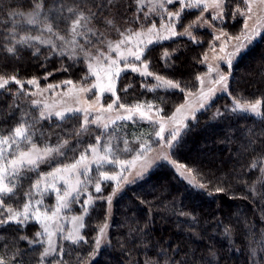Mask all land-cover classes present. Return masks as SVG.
<instances>
[{
  "label": "trees",
  "instance_id": "16d2710c",
  "mask_svg": "<svg viewBox=\"0 0 264 264\" xmlns=\"http://www.w3.org/2000/svg\"><path fill=\"white\" fill-rule=\"evenodd\" d=\"M52 1L44 0L45 8ZM33 5L34 0H0V75L23 79L49 72V79H62L84 73L81 61L57 57L49 50H33L26 43L10 46L5 38L9 18L33 10ZM237 7L245 9L242 0H232L225 9L223 26L219 25L230 34H240L244 24V16L235 15ZM178 8L177 4L173 9ZM200 13L199 8L186 9L181 20L183 28ZM258 33L251 45L231 58L230 66L229 59L223 62L227 92L193 110L192 115L186 110L188 120L185 119L182 128L178 125L175 140L171 132L176 128L162 133V143L169 145L171 160L159 163L117 196L108 242L99 250L95 246L96 235L105 223V198L113 190L112 182L101 180L100 193L90 186L79 196L74 195L76 199L69 198L64 212L83 217L80 235L84 240L58 242V250L52 257L44 259L45 245L42 237L36 235L41 228L31 216L41 207L49 210L55 203L57 192L48 187L52 178L45 177L46 171L74 162L94 143L80 137L83 131L75 117L42 118L34 111L38 105L27 100L25 90L10 84L0 89V135L25 122L31 126V139L37 147L42 148L39 146L42 141L52 143L53 148L63 145L62 154L53 153L22 173L16 182L17 195L4 198V208L22 210V204L29 199L24 193L32 192L28 220L0 225L3 264H264V108L261 115L233 111L236 101L245 104L261 100L264 104V28ZM210 35L206 30L194 31L195 41L179 37L155 44L147 52L149 68L178 82L179 88L163 84L154 87L157 84L154 79L128 74L124 94L162 98L158 102L160 114L171 115L172 109L185 103V94L199 87L197 78L206 72L202 56ZM21 38L22 35L17 40ZM8 47H14L15 53L6 52ZM144 124L154 127L151 123ZM159 142L158 137L153 138V145ZM20 146L29 147L24 141ZM10 150L15 151V145ZM174 164L190 169L191 178H186ZM113 165L116 167L117 163ZM41 177L45 179L38 192L33 185ZM54 183L58 189L65 187L59 178ZM89 195L93 200L85 209L83 202ZM0 212L3 213L0 219L8 215L3 209Z\"/></svg>",
  "mask_w": 264,
  "mask_h": 264
},
{
  "label": "rangeland",
  "instance_id": "374dc122",
  "mask_svg": "<svg viewBox=\"0 0 264 264\" xmlns=\"http://www.w3.org/2000/svg\"><path fill=\"white\" fill-rule=\"evenodd\" d=\"M177 4L179 5V3H174L172 5L165 4V6L161 8L159 7L158 0H143V3H140L139 0H53L46 8L40 11L38 16L30 17L29 14L33 11L30 10L19 14L18 16L13 14V16L9 18V25L7 26V32L5 34L7 37L5 38L10 42V46L17 45V38L20 37V35H22V38L39 37V41L35 39H28L26 42L27 46L34 47L33 50H49L57 54V57H64L66 60H70L72 62L81 61L86 69L84 73L77 74V77L67 76L63 77V80L57 78L49 79V72H44V74L40 73L39 77L31 75L29 78L19 79L23 84L22 90H25L24 94L28 95L27 100L31 103L34 101L37 102L36 104L33 103V105H38V109L34 111L40 116L43 112L44 116H51L57 119H62L54 114L57 111L64 112V118L68 116L75 117V121L80 125V129L83 131L80 137H87L90 141H92V143H94H90V145H97L100 155L104 154V146L109 145L112 148V153L109 155V159L127 162L123 165V167L119 163H117L116 167L115 165L108 163H103L99 166L95 163H90V171L88 172V175L80 176V179L84 181V183L79 186L80 193L83 190L87 191L90 186L95 190L96 182L98 181L101 183L100 181L104 180L100 176L101 172H108L110 175L118 176L122 174L124 177H127L126 181H120L119 186H117L116 180H108V182L113 183V190L109 194V196H111V201L109 202L106 200L105 223L100 227V229H104V232L101 234L99 229L96 235V240L97 238H100L99 247H97L95 241L97 250L107 245L114 201L117 196L126 187L148 175L156 167V165L163 161L171 160L170 148L168 147L169 145L162 143L163 134L160 136L156 134L160 130V124H163L164 132L171 131L174 128L178 129V125L182 128V124H184L186 121L185 119H187L185 117V114H187L186 110H188L192 115L193 110L200 107L201 92L206 94L208 97L205 100L204 105H207L212 101V99L216 98L222 92H227L228 81L226 88H222L220 84L216 83L218 73H222L227 76L223 69V62H225L226 59L233 58L239 54L240 51L248 47V45H251L258 36V32L264 28V5L259 4V0H255L253 3V11L250 14L251 18L246 19V16H244V24L240 34H230L227 30L221 29L219 25H222V21L226 17L225 13L222 19H216L213 21L211 17L216 14L215 10L209 8L208 11L201 12L200 16L203 17V20L198 26L191 28L190 31L192 32V35L194 31L196 32L198 30H206L211 34L208 38L207 49L202 56V61L206 65V72L202 75V77H200L201 79H199L198 89L194 92L185 94V103L180 104V106L177 108L175 107V109H172L174 111L169 116L164 117L160 114V112H157V109H159L158 102L162 98H158L157 96L156 98L152 97L149 99L139 97L134 98L127 95V93L124 94V89L128 82L127 78L130 76H128V74H131V76H135L137 74V77L140 78L150 77L156 81L155 76L158 74H155L149 68L150 62L147 57H142V59L146 58V61L148 62V71L152 72L154 74L153 76H144L139 72H133L131 71V67L124 69V63L121 61L120 67L124 70L121 71L119 78L115 81L116 95L120 98L118 103H122L126 106H135L137 104L144 105L142 109V111L146 113L144 118H141L139 113H136L132 119H117L118 116H127L130 113L125 111V109L119 108L118 105H114L113 109L110 111L101 110V105H103L104 109H106L107 104L112 103L116 99V97L112 96L111 93L104 92L101 94L99 89H95L92 92L79 91V88L90 87L91 84L96 82V77L89 73V63L93 64L94 67L100 71V74L103 77L104 73L101 69L107 67L103 57L111 56L112 59H117V53L112 51L109 48V45H111L112 48H115L116 44L123 40L124 37L129 36L136 31H146L153 22L156 23V27L160 31L161 35L168 36L169 33L166 30L161 29V25H167L169 23L167 20V12L171 11V9H173ZM69 9H71V11H69ZM153 9L155 10L153 11ZM178 9H173L172 12H176ZM81 15L84 19L81 21L80 26L77 27L76 32L74 33L72 31L73 21L78 19ZM206 16L208 17V23L203 22L207 21ZM30 18L34 19L35 23L29 24L27 21ZM196 20L197 18H194L188 25L192 24ZM109 21H111V23H109ZM212 23H214V25ZM245 23L248 25V33L251 34V39L242 43L245 34ZM48 25L52 26L51 32L47 30ZM252 29H255L254 34H252ZM175 30L177 33H182L184 31L182 21L176 24ZM221 33H224L225 35H221ZM121 34H123V36ZM216 36H220V39H215ZM179 37L189 38L187 35H177L175 37H169L168 39H161L158 43L169 42ZM236 37H241V39L237 40ZM148 38L155 40V35L152 37H142L145 41ZM41 41H51V43H43ZM158 43L149 44L147 46L145 56H147V52ZM19 44L20 43H18V46ZM241 44L245 46L235 55L230 57L229 54L236 50L237 45ZM213 46L215 49L214 51ZM222 46L224 49L223 51H221ZM129 48L134 51L136 50L137 43L135 37H133L132 42L129 43L126 41L124 45H121L120 50L124 52L125 55H128L127 50ZM205 56H207L206 60ZM128 59L131 63L135 64L136 67L143 71V66L139 61H135L131 56H129ZM209 68H212L213 71L210 72ZM61 69L62 68H60L58 72ZM85 77H87V80H85ZM33 79L37 81V84L28 83L29 80ZM69 80L73 82L75 88L73 85L64 83ZM102 82L106 83V81ZM9 84L17 85L15 83ZM50 85L52 87H49ZM16 88L21 89L20 85H17ZM97 96L100 97L99 103L96 102ZM77 98H79V103L77 102ZM195 103L199 106H195ZM149 104L152 105L150 110L147 107ZM89 105H92L93 110L90 112L88 119L91 121L99 116L100 120L98 123H89L86 127L84 126L83 112L66 111L69 108H87ZM178 108L181 109L180 112L176 111ZM49 113L52 114L49 115ZM148 117H151V120L153 121L159 122H150ZM144 123H151L154 127ZM104 125H107V127L105 128ZM157 137L160 139V142L158 145H153L155 144L153 143V138ZM42 142V146L39 145L42 147L41 149L45 146L53 148L52 143L45 141ZM13 152L14 150L9 149L6 153L8 158H11ZM141 152L143 153L142 155H140ZM87 155L89 161L94 158L90 151ZM138 156L139 158H137ZM165 157H167V159H165ZM71 162L72 160L68 161L66 164H70ZM57 164H59L58 161ZM62 165H64V163L58 165L57 167H61ZM143 165L147 166L142 169ZM174 166L186 178H191V173L185 167H181L178 164H174ZM57 167L55 166L54 168L47 170L46 173L52 172ZM138 172L140 175H137ZM61 175L66 176V179H69V182L72 185H75V176L69 177L68 174ZM57 183L55 184L56 188H58ZM63 189L61 190L63 191ZM52 191H54L53 193H56L55 190L52 189ZM60 193L61 194L59 195L63 194V192ZM56 194L55 203H53L52 207H49V210H47L48 207L46 208V206H44L43 209L41 207L40 210H38L41 216L40 221L35 218V213L37 211L33 212V215H31L32 219H35L40 225V237H42L45 245L44 251L49 247V244L48 235L43 231V224L46 223L49 226V231L53 233L52 246L55 251L51 252L47 255V257L43 254L44 259L52 257L53 254H56V251L58 250V242L70 241L65 239V237L74 228L73 217H79L69 215L64 212V208H61L53 219L43 220L45 212L48 216H52L53 212H56L58 206V193ZM74 195H76V193H73V196ZM69 203L70 201H68V204ZM80 230L81 229H79V234L81 233Z\"/></svg>",
  "mask_w": 264,
  "mask_h": 264
},
{
  "label": "snow or ice",
  "instance_id": "6c2138e0",
  "mask_svg": "<svg viewBox=\"0 0 264 264\" xmlns=\"http://www.w3.org/2000/svg\"><path fill=\"white\" fill-rule=\"evenodd\" d=\"M140 3H143V0H139ZM255 0H242V3L245 5V9L241 10V8L237 7L235 10V15H242L246 16V19L251 18V13L253 11V3ZM159 7L163 8L165 4L172 5L174 3H179L180 8L176 12L168 11L167 12V25H161V29L166 30L169 35H161L160 31L156 27V23L153 22L150 27L147 28L146 31H136L135 33H132L129 36L124 37L123 40H121L119 43L116 44L115 48H112L111 45H109V48L112 51H115L117 53V59H112L111 56H104L103 60L106 62L107 67L104 69H101L103 71L104 75L103 77L100 74V71L97 70L96 67H94L93 64H88V70L89 73L96 77V82L91 84L90 87H81L79 88L80 92H92L95 89H99L101 94L104 92L111 93L112 96H115L116 99L112 102L107 104L106 109H104L103 105H101V110H112L114 105H118L119 108L125 109L128 113H130L127 116H118L117 119H132L133 116L136 113H139L141 118H144L146 116V113L142 111L144 105L137 104L135 106H126L119 102V96L116 95V84L115 81L119 78L121 71L124 69H127L128 67H131V71L133 72H139L141 75L144 76H153L154 74L152 72L148 71V62L145 59H142V57H145V52L147 49V46L152 43H158L161 39H168L169 37H175L177 35H187L189 38L193 39L195 41V38L192 36V32L190 31L191 28L196 27L200 24V22L203 20L202 16H198L197 20L194 21L192 24L188 25L184 28V31L182 33L176 32V24L179 23L182 19V16L186 9L190 8H199L201 12L208 11L209 8H212L215 10L216 14L211 17V19L214 21L216 19H222L225 13V9L229 4L232 3V0H158ZM259 4L264 5V0H259ZM45 8L44 0H34L33 5V11L29 14L30 17L38 16L40 14V11ZM155 9H153L154 11ZM71 11V9H69ZM84 19V17L81 15L78 19H75L72 24V31L75 33L77 27L80 26L81 21ZM29 24L35 23V20L30 18L27 21ZM204 23H208V21H203ZM111 23V21H109ZM211 26V25H209ZM47 30L49 32L52 31V26L48 25ZM255 33V29H252V34ZM123 36V34H121ZM155 35V40L152 38H148L146 41L142 39V37H152ZM221 35H225L224 33H221ZM133 37L136 38L137 48L136 50H132L129 48L128 55H125L124 52H122L121 45H124L125 42H132ZM28 39H35L37 41L40 40L39 37H25L21 38L17 43L23 44L26 43ZM62 39V37H61ZM215 39L219 40L220 36H216ZM237 40H240L241 37H236ZM244 39L248 40L251 39V34L248 33V25L245 23V34ZM43 43H51V41H41ZM244 45H237L236 50L233 53H230L229 56L235 55L237 52L242 49ZM6 52L10 54L15 53L14 47H8L5 49ZM213 46V51H214ZM223 46L221 47V51H223ZM103 55V54H101ZM131 56L134 58L135 61H139L143 66V71H141L140 68L136 67L135 64L131 63L128 59V57ZM166 58L168 57V54L165 53ZM207 59V56H205V60ZM123 61L124 63V69L120 67V63ZM229 66L231 65V58L228 60ZM209 71H213L212 68H209ZM218 71V69H217ZM155 79L157 81V84L154 87H159L161 84H163L166 87L170 88H179L178 82H173L172 80H166L161 76H155ZM197 79H201L198 77ZM227 76H225L222 73H218V79L216 80L217 84H220L222 88H226L227 86ZM85 80H87V77H85ZM106 81V83L102 82ZM202 82V80H201ZM9 83H15L17 85H20L21 89L23 88V84L15 75H12L10 77H5L4 75H0V89H5L6 86ZM28 83L30 84H37L36 80H29ZM65 84L73 85V82L71 80L65 81ZM49 87H52L51 85ZM75 88V86L73 85ZM128 87H131V85H128ZM152 90V89H150ZM124 91H127V88L124 89ZM212 91V90H210ZM207 95L201 92V103L200 107L204 106V102L207 99ZM100 97L97 96L96 102L99 103ZM77 102L79 103V98H77ZM36 104L37 102H33ZM148 109L150 110L152 108V105H147ZM262 108H264V104H262L261 100H256L254 103H245L241 104L239 101L235 102V106L233 108V111L240 110V111H249L256 115L262 114ZM93 110L92 105H89L87 108H76L72 109L69 108L66 111L67 112H83L84 113V126L86 127L89 123H98L100 120V117H96L94 120H89L88 116L90 112ZM162 111V109H157V112L159 113ZM177 112H180L181 109L178 108L176 110ZM52 113H49L51 115ZM57 117L64 118L65 113L57 111L54 113ZM41 117L44 118V113H41ZM150 122L158 123L159 121H153L151 120V117H148ZM30 125L26 126L25 122L19 123L14 129L9 130L7 134L0 135V209H3L8 213V215L0 219V225L7 224L9 222H17V223H23L24 221L28 220L29 218V209L31 207V196L32 192H26L24 193L25 196H27L29 199L27 202H24L22 204V210L19 208L14 210L11 207L4 208V198L5 197H14L17 195V192L15 191L17 188V181L21 179L22 173L25 171H30L34 167L38 166L40 162H42L47 157L52 156L53 153H60V148L63 147V145H58L55 148L45 146L43 149L38 148L37 144L31 139V133H30ZM106 128L107 125H104ZM164 132V126L163 124H160V130L158 133H156L158 136H160ZM178 135V129L173 130L171 132L172 139L175 140ZM24 141L29 145L27 149H22L20 146V142ZM65 144H67V141H65ZM15 145L16 150L12 153L11 158H8L6 153L9 151V149L12 148V146ZM91 152L92 156L94 157L91 161L88 160L87 152ZM112 153V148L109 145L104 146V154H99V148L97 145H89L88 149L85 153H82L79 157V159L75 160L73 163L70 164H64L61 167L55 168L52 172L46 173L45 177H51L52 183L48 184V187L52 188L58 193V206L56 212H53L52 216H48L45 212L43 215V220H51L53 219L59 212L61 208H67L69 198L76 199V196L80 193V185L84 183L80 179V176H87L88 172L90 171L89 164L95 163L98 166L103 163L108 164H116L119 163L122 167L127 162L125 161H117L115 159H109V155ZM143 153L141 152L140 155ZM139 158V156L137 157ZM167 159V157H165ZM147 165H143L142 169L146 167ZM191 172V170H188ZM68 174L69 177L75 176L76 181L75 185H72L69 182V179H66L64 175L58 174ZM137 175H140L138 172ZM100 176L105 180H116L117 186H119V183L121 180L126 181L127 177H124L121 175H110L108 172H101ZM45 177H41L37 179L36 183L33 185L37 189V191H40V184L41 181L45 179ZM59 178L63 181V183L66 185V187L63 189V194L59 195L61 192V189H58L55 187V180ZM200 187H203V185H199ZM46 190V189H45ZM102 191L100 183L97 181L95 184V192L100 193ZM217 191H222V189H217ZM73 193H76V196H73ZM114 194V193H113ZM106 200L109 202L111 201V196L106 197ZM93 197L91 195L88 196L87 200L84 201L85 209L86 207L92 202ZM38 203H42V201H38ZM0 215H3L2 212H0ZM35 218L40 221L41 216L39 211L35 213ZM83 217H73V224L74 228L72 231L68 233V235L65 237V239L72 241L73 243L78 242L79 240H84V237L79 234V229L84 227V224L82 222ZM42 222V221H41ZM43 231L48 235V244L49 247L45 249L44 255L47 256L51 252L55 251L53 248V242H52V235L53 233L49 231V226L45 223L43 224ZM101 234H103L104 229H100ZM37 236H40L41 233L37 232ZM100 244V238H97L96 245L99 247ZM0 264H3V261L0 260Z\"/></svg>",
  "mask_w": 264,
  "mask_h": 264
}]
</instances>
